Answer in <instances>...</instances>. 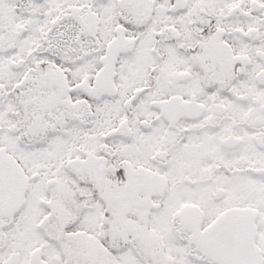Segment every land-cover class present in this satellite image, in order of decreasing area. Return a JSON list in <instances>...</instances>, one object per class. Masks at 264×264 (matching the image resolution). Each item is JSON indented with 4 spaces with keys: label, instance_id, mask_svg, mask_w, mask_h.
Segmentation results:
<instances>
[{
    "label": "snow or ice",
    "instance_id": "6c2138e0",
    "mask_svg": "<svg viewBox=\"0 0 264 264\" xmlns=\"http://www.w3.org/2000/svg\"><path fill=\"white\" fill-rule=\"evenodd\" d=\"M0 264H264V0H0Z\"/></svg>",
    "mask_w": 264,
    "mask_h": 264
}]
</instances>
